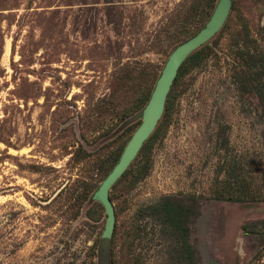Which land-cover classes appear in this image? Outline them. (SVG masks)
<instances>
[{
  "label": "rangeland",
  "instance_id": "obj_1",
  "mask_svg": "<svg viewBox=\"0 0 264 264\" xmlns=\"http://www.w3.org/2000/svg\"><path fill=\"white\" fill-rule=\"evenodd\" d=\"M181 1L0 0V264H110L102 240L105 209L93 197L97 189L88 201L79 199L95 162L73 156L79 146L103 155L115 148L123 129L141 121L140 114L123 122L111 114L104 123L94 109L109 96L120 64L163 67L168 58L154 38ZM240 16L264 51V0L237 2L228 18L235 33ZM224 27L206 44L211 58L187 77L192 84L153 149L149 176L129 194L121 183L112 203L115 213L121 209L134 219L174 196L191 209L190 243L198 264H264V257L257 260L264 241L250 233L264 230V202L211 194L222 125L231 149L226 158L253 167L258 180L264 171V122L255 104L242 102L236 91L233 43L227 34L220 37ZM106 128L111 132L103 136ZM144 225L139 249L147 264H178L172 242L153 219Z\"/></svg>",
  "mask_w": 264,
  "mask_h": 264
},
{
  "label": "trees",
  "instance_id": "obj_2",
  "mask_svg": "<svg viewBox=\"0 0 264 264\" xmlns=\"http://www.w3.org/2000/svg\"><path fill=\"white\" fill-rule=\"evenodd\" d=\"M218 1L182 0L176 10L162 24L160 31L157 32L154 38V44L159 47L160 53L168 58L177 46L199 33L210 20ZM239 1L234 0L232 12H235ZM249 1L262 2V0ZM113 9L117 10L118 15L122 16V13L118 12V7H113ZM233 21L234 19H229L220 34V37L223 34L230 36L229 38L233 43V53L231 54L233 59V82L241 101L246 102V100H249L254 103L260 119L264 122V51L253 37L245 17L240 16L238 21L241 28L236 33L232 31L235 28L232 25ZM116 22V19L112 20L113 24ZM212 53V48L206 45L192 54L182 65L169 93L161 123L140 151L137 159L131 165L132 168L112 188L110 192L112 202L115 203L119 199L117 190L121 183H124V188L129 194L137 184L149 176L153 167V149L158 140L163 139L165 136L167 128L176 115V108L182 95L185 94L187 87L192 84L191 80L187 84V77L196 69L205 65L211 58ZM166 60L163 62V67ZM163 67L141 62L120 64L113 77L109 96L102 99V103L97 104L94 109L97 117L102 120L106 118V115L113 114L119 122H123L135 114H140L148 104ZM129 96H131L130 99ZM105 121L104 119V123ZM100 123L99 127L103 129L105 125L102 121ZM140 124L141 121H138L134 127L123 129L114 140V142H117L115 148L110 149L108 147L107 151L102 153L103 155L90 154L79 146L73 157L78 158L79 162L92 160L95 162L94 175L89 177L88 181H82L79 195L82 202L90 199L94 190L117 164L125 145ZM86 125L89 126L87 123ZM108 129L106 128L103 131V136L111 132ZM227 130L228 127L222 125L217 133L216 152L219 162L211 190L213 198L239 203L264 202V171L262 179L258 180L259 177H257L253 167L242 165L235 157L232 160L226 158V154L231 150ZM262 181L263 184H260ZM99 207L102 208L100 205ZM190 214L191 209L184 205L181 199L174 196H165L158 204L140 210L139 218L129 219L126 211L116 209L117 221L113 239L106 241V254L110 264L148 263L147 256L139 249V246L145 242L147 228L144 222L148 218L153 219L154 228L161 232V236L172 242L176 263L198 264L196 252L190 243V228L188 225ZM245 229L249 231L248 227H245ZM250 233L262 237L264 241V230L262 228L256 231L252 230ZM263 257L264 248L258 255L257 260L260 261Z\"/></svg>",
  "mask_w": 264,
  "mask_h": 264
},
{
  "label": "water",
  "instance_id": "obj_3",
  "mask_svg": "<svg viewBox=\"0 0 264 264\" xmlns=\"http://www.w3.org/2000/svg\"><path fill=\"white\" fill-rule=\"evenodd\" d=\"M232 5L233 0H219L205 27L194 37L177 46L168 57L148 104L140 113V126L125 145L117 164L94 193V199L104 207L106 213L102 240H112L116 226L115 208L110 200L112 188L129 169L146 142L156 131L159 122L164 116L167 99L180 68L192 54L205 46L222 30L229 18Z\"/></svg>",
  "mask_w": 264,
  "mask_h": 264
}]
</instances>
